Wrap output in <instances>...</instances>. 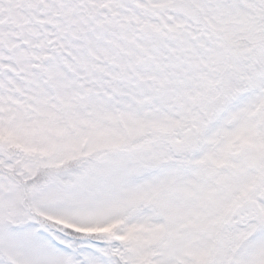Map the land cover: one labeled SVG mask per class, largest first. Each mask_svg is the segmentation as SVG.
<instances>
[{
	"label": "snow or ice",
	"instance_id": "snow-or-ice-1",
	"mask_svg": "<svg viewBox=\"0 0 264 264\" xmlns=\"http://www.w3.org/2000/svg\"><path fill=\"white\" fill-rule=\"evenodd\" d=\"M0 264H264V0H0Z\"/></svg>",
	"mask_w": 264,
	"mask_h": 264
}]
</instances>
